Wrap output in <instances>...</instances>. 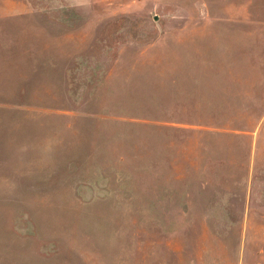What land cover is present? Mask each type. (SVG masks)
I'll return each instance as SVG.
<instances>
[{"label":"rangeland","instance_id":"1","mask_svg":"<svg viewBox=\"0 0 264 264\" xmlns=\"http://www.w3.org/2000/svg\"><path fill=\"white\" fill-rule=\"evenodd\" d=\"M178 249L264 264V0H0V264Z\"/></svg>","mask_w":264,"mask_h":264},{"label":"crops","instance_id":"2","mask_svg":"<svg viewBox=\"0 0 264 264\" xmlns=\"http://www.w3.org/2000/svg\"><path fill=\"white\" fill-rule=\"evenodd\" d=\"M179 250V251H178ZM177 250V255H176V257H177V261H176V264H183L184 263V260H182L183 258L182 257H184L183 256V254L181 253V251L182 250H180V249H178ZM198 254V253H197ZM185 255V254H184ZM198 256H199V254H198ZM200 257V256H199Z\"/></svg>","mask_w":264,"mask_h":264}]
</instances>
